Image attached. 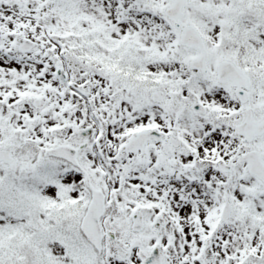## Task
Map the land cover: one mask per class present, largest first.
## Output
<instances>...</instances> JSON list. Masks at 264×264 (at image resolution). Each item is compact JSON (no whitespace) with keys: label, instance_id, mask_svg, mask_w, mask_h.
Masks as SVG:
<instances>
[{"label":"snow or ice","instance_id":"obj_1","mask_svg":"<svg viewBox=\"0 0 264 264\" xmlns=\"http://www.w3.org/2000/svg\"><path fill=\"white\" fill-rule=\"evenodd\" d=\"M0 264H264V0H0Z\"/></svg>","mask_w":264,"mask_h":264}]
</instances>
